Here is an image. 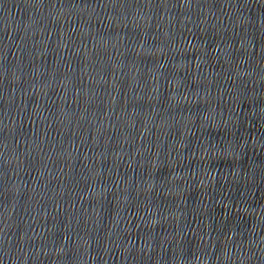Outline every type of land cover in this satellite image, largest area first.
<instances>
[{"label":"water","instance_id":"water-1","mask_svg":"<svg viewBox=\"0 0 264 264\" xmlns=\"http://www.w3.org/2000/svg\"><path fill=\"white\" fill-rule=\"evenodd\" d=\"M0 264H264V0H0Z\"/></svg>","mask_w":264,"mask_h":264}]
</instances>
